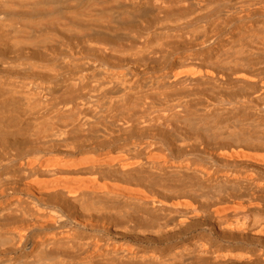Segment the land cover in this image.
<instances>
[{
	"label": "bare ground",
	"instance_id": "bare-ground-1",
	"mask_svg": "<svg viewBox=\"0 0 264 264\" xmlns=\"http://www.w3.org/2000/svg\"><path fill=\"white\" fill-rule=\"evenodd\" d=\"M0 264H264V0H0Z\"/></svg>",
	"mask_w": 264,
	"mask_h": 264
}]
</instances>
